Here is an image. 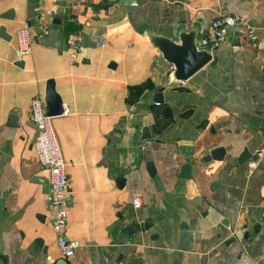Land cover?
Returning a JSON list of instances; mask_svg holds the SVG:
<instances>
[{"label":"crops","instance_id":"1","mask_svg":"<svg viewBox=\"0 0 264 264\" xmlns=\"http://www.w3.org/2000/svg\"><path fill=\"white\" fill-rule=\"evenodd\" d=\"M119 1L0 0V264H264V0ZM45 10L53 15L41 21ZM233 14L250 21L257 47L227 28L223 44L205 47L210 62L173 82L150 37L200 42ZM24 26L31 53L17 59ZM55 30L60 49L42 46ZM49 80L63 110L52 125L68 178L65 237L81 245L69 259L49 222L30 118ZM219 147L224 159L206 161ZM182 227L188 252L177 250Z\"/></svg>","mask_w":264,"mask_h":264},{"label":"built area","instance_id":"2","mask_svg":"<svg viewBox=\"0 0 264 264\" xmlns=\"http://www.w3.org/2000/svg\"><path fill=\"white\" fill-rule=\"evenodd\" d=\"M51 10H45L40 14L41 21L52 17ZM227 28H240L245 32L246 39L250 46L257 47L255 29L250 21L240 15L219 16L213 19L207 26L205 37L202 40L204 47L215 49L223 44L227 38ZM48 30L44 35H48ZM17 59H22L31 53V35L27 27L17 29L15 33ZM70 46L71 56L74 57L78 46L70 38L67 40ZM183 82H179L182 84ZM66 111L63 113L65 114ZM30 118L36 130L34 142V153L42 171L47 172L48 178V217L52 231L56 238V245L65 259L72 258L75 252L81 247L76 240H68L65 237V228L68 219L67 196L68 178L66 173V162L62 156L54 129L52 117L47 115L45 103L40 96H36L30 103ZM256 165L251 162V167ZM132 206L138 209L141 206L139 197L132 199Z\"/></svg>","mask_w":264,"mask_h":264},{"label":"water","instance_id":"3","mask_svg":"<svg viewBox=\"0 0 264 264\" xmlns=\"http://www.w3.org/2000/svg\"><path fill=\"white\" fill-rule=\"evenodd\" d=\"M120 6H135V0H120L118 2ZM227 30V29H226ZM4 28L0 27V37L5 38ZM179 43H175L167 38L151 36V43L158 49L161 53L162 58L165 62L170 64L173 68L172 81L175 83L186 82L197 72H199L203 67H205L211 60L210 51L206 50L202 41L197 42L195 40L194 33L181 34L179 36ZM40 43L45 47H52L55 49H60L61 43L58 39V32L52 31L50 36L47 39H40ZM23 62L18 63L22 65ZM45 105L47 108V115L52 117L59 114H62V105L58 95L54 89V82L52 80L47 81L45 89ZM155 103L160 104L162 102V95L156 94L154 96ZM14 125L16 126L15 119ZM264 130V124L262 125ZM143 138L146 139L149 137L147 129L143 130ZM181 152L184 155H189L190 146L183 144L180 146ZM225 156V150L222 147L212 150L208 155L205 156L206 161H222ZM148 172L152 175L154 169L151 164L147 165ZM47 174V172H44ZM180 178L188 179L190 177L189 166L184 165L180 171ZM233 192H237L234 191ZM186 223V222H185ZM223 226H227L228 223L226 220L222 221ZM152 225L149 223H144L142 225V230H148ZM179 233V243L177 245V250L182 252H188L191 244V235L185 227H182ZM129 235L135 233V228L131 227L127 229Z\"/></svg>","mask_w":264,"mask_h":264}]
</instances>
